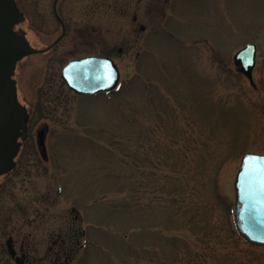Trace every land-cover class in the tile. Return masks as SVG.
<instances>
[{"label": "rangeland", "instance_id": "obj_1", "mask_svg": "<svg viewBox=\"0 0 264 264\" xmlns=\"http://www.w3.org/2000/svg\"><path fill=\"white\" fill-rule=\"evenodd\" d=\"M16 1L32 48L53 43L54 0ZM57 7L66 38L25 57L17 77L31 119L0 175V264H264L233 215L241 158L264 155V0ZM250 43L255 86L234 65ZM88 56L116 62V90L67 88L63 67Z\"/></svg>", "mask_w": 264, "mask_h": 264}, {"label": "water", "instance_id": "obj_2", "mask_svg": "<svg viewBox=\"0 0 264 264\" xmlns=\"http://www.w3.org/2000/svg\"><path fill=\"white\" fill-rule=\"evenodd\" d=\"M23 21L15 0H0V175L15 167L14 158L22 144L19 139L23 141L28 136L29 114L18 100L16 82L12 78L16 64L26 56L42 54L51 48H32L25 32L14 30L15 25ZM64 34L65 28L62 36ZM256 51V45L248 44L234 56L237 70L252 85ZM61 78L74 93L95 95L114 90L120 72L112 59L87 57L69 62ZM45 132L46 129H42L37 134L43 156L46 154ZM234 190L237 232L246 242L264 246V155H244L235 176Z\"/></svg>", "mask_w": 264, "mask_h": 264}, {"label": "flooded vegetation", "instance_id": "obj_3", "mask_svg": "<svg viewBox=\"0 0 264 264\" xmlns=\"http://www.w3.org/2000/svg\"><path fill=\"white\" fill-rule=\"evenodd\" d=\"M55 1V0H54ZM61 0H58L56 6L58 5V3L60 2ZM52 13L55 17V19L57 20V22L60 24L61 26V32L60 34L55 37V41L53 43H49V44H46L44 46H42V48H48L49 46H51L52 44H54L55 42H57V40L61 37V33H62V23L64 24L65 26V29H66V25L64 23V20L62 19L61 15H60V12L58 10V7H56V13L58 14V17L57 15L55 14V11H54V3H53V7H52ZM135 20V19H134ZM32 20H30L27 16H25V20L24 22L16 25L15 29L17 30H20L22 29V26H25L26 28L24 29L25 33H26V37L30 43L31 46H33V44H35V40L38 39V35L36 34V31L34 30V28L32 27ZM29 26V28H27ZM23 30V29H22ZM66 33H67V30H66ZM31 35V36H30ZM66 38V34L49 50L47 51L46 53L50 52L51 50H53L62 40H64ZM96 57H99V56H96ZM100 57H104V58H110L109 56H100ZM25 59V58H24ZM24 59L21 60L20 62L17 63V66H16V69H15V74H14V79L16 81V86H17V89L19 88V85H18V82H17V77L19 76L20 74V71L22 68L24 67H27L26 65H22V62H24ZM19 98V97H18ZM30 113V112H29ZM31 115V114H30ZM30 119H31V116H30ZM47 131H48V128L46 130V135H47ZM26 142V141H25ZM25 142H23V145L25 144ZM22 145V146H23ZM0 188H2V186H0ZM20 260V259H19ZM18 260V261H19Z\"/></svg>", "mask_w": 264, "mask_h": 264}]
</instances>
